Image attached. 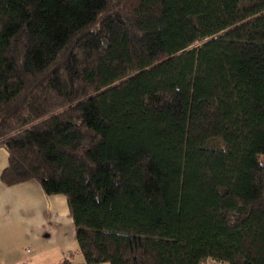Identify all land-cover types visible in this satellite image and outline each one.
<instances>
[{
  "label": "trees",
  "instance_id": "obj_1",
  "mask_svg": "<svg viewBox=\"0 0 264 264\" xmlns=\"http://www.w3.org/2000/svg\"><path fill=\"white\" fill-rule=\"evenodd\" d=\"M0 147L58 264H264V0H0Z\"/></svg>",
  "mask_w": 264,
  "mask_h": 264
},
{
  "label": "crops",
  "instance_id": "obj_2",
  "mask_svg": "<svg viewBox=\"0 0 264 264\" xmlns=\"http://www.w3.org/2000/svg\"><path fill=\"white\" fill-rule=\"evenodd\" d=\"M7 159L0 147V174ZM64 258L84 261L66 196L46 194L36 181L7 185L0 178V264H58Z\"/></svg>",
  "mask_w": 264,
  "mask_h": 264
},
{
  "label": "built area",
  "instance_id": "obj_3",
  "mask_svg": "<svg viewBox=\"0 0 264 264\" xmlns=\"http://www.w3.org/2000/svg\"><path fill=\"white\" fill-rule=\"evenodd\" d=\"M15 264H26V263L24 261H21V262L15 263Z\"/></svg>",
  "mask_w": 264,
  "mask_h": 264
},
{
  "label": "rangeland",
  "instance_id": "obj_4",
  "mask_svg": "<svg viewBox=\"0 0 264 264\" xmlns=\"http://www.w3.org/2000/svg\"><path fill=\"white\" fill-rule=\"evenodd\" d=\"M3 150V149H2ZM5 150V149H4ZM101 264H108V263H101ZM209 264H212V262H210ZM214 264V263H213ZM217 264V263H216Z\"/></svg>",
  "mask_w": 264,
  "mask_h": 264
}]
</instances>
